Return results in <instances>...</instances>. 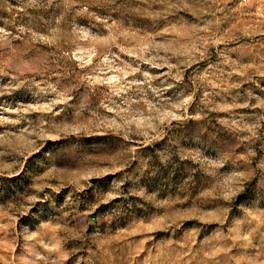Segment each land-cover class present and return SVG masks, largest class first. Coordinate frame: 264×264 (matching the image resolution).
Wrapping results in <instances>:
<instances>
[{
    "label": "rangeland",
    "instance_id": "rangeland-1",
    "mask_svg": "<svg viewBox=\"0 0 264 264\" xmlns=\"http://www.w3.org/2000/svg\"><path fill=\"white\" fill-rule=\"evenodd\" d=\"M0 264H264V0H0Z\"/></svg>",
    "mask_w": 264,
    "mask_h": 264
},
{
    "label": "trees",
    "instance_id": "trees-1",
    "mask_svg": "<svg viewBox=\"0 0 264 264\" xmlns=\"http://www.w3.org/2000/svg\"><path fill=\"white\" fill-rule=\"evenodd\" d=\"M243 200V197H241L240 199H239V202H241Z\"/></svg>",
    "mask_w": 264,
    "mask_h": 264
}]
</instances>
